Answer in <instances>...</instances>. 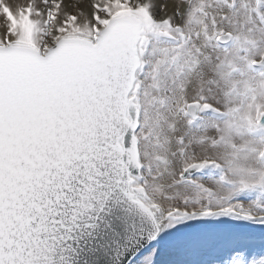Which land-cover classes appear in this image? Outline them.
<instances>
[{
  "label": "snow or ice",
  "instance_id": "snow-or-ice-1",
  "mask_svg": "<svg viewBox=\"0 0 264 264\" xmlns=\"http://www.w3.org/2000/svg\"><path fill=\"white\" fill-rule=\"evenodd\" d=\"M0 264H264V0H0Z\"/></svg>",
  "mask_w": 264,
  "mask_h": 264
},
{
  "label": "rangeland",
  "instance_id": "rangeland-1",
  "mask_svg": "<svg viewBox=\"0 0 264 264\" xmlns=\"http://www.w3.org/2000/svg\"><path fill=\"white\" fill-rule=\"evenodd\" d=\"M10 2L15 3V2H17V0H10Z\"/></svg>",
  "mask_w": 264,
  "mask_h": 264
}]
</instances>
